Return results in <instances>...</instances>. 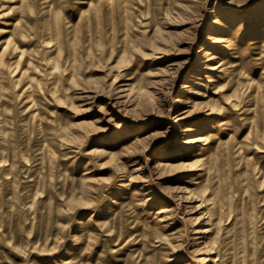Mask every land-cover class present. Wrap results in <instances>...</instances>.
Masks as SVG:
<instances>
[{"label":"rangeland","instance_id":"rangeland-1","mask_svg":"<svg viewBox=\"0 0 264 264\" xmlns=\"http://www.w3.org/2000/svg\"><path fill=\"white\" fill-rule=\"evenodd\" d=\"M0 264H264V0H0Z\"/></svg>","mask_w":264,"mask_h":264},{"label":"bare ground","instance_id":"bare-ground-1","mask_svg":"<svg viewBox=\"0 0 264 264\" xmlns=\"http://www.w3.org/2000/svg\"><path fill=\"white\" fill-rule=\"evenodd\" d=\"M191 80V79H190ZM160 164H163V162L161 161Z\"/></svg>","mask_w":264,"mask_h":264}]
</instances>
